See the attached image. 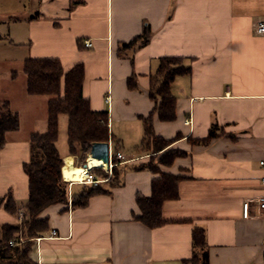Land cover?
Instances as JSON below:
<instances>
[{
    "label": "crops",
    "instance_id": "1",
    "mask_svg": "<svg viewBox=\"0 0 264 264\" xmlns=\"http://www.w3.org/2000/svg\"><path fill=\"white\" fill-rule=\"evenodd\" d=\"M13 1L0 0V7L7 8L0 24L15 23L20 8L23 22L9 32L27 43L5 42L0 60L24 65L29 58H54L64 72L82 63L83 96L92 110L108 112L110 149L116 142L124 157L119 160V185L105 184L107 192L91 197L86 207L55 205L44 212L50 229L35 239L33 259L38 264H193L199 252L193 231L202 228L206 264H264V211L259 206L264 198V35L255 32L264 21V0ZM147 30L146 44L122 47ZM86 41L92 46L86 47ZM163 57L185 58L191 72L177 77L171 87L177 118L162 122L155 117L153 126L167 140L179 135L170 148L186 154L164 170L183 178L177 197L162 205L165 223L150 228L137 219V197L151 196L157 175L139 169L150 155L137 147L144 136L142 118L155 106L150 79ZM133 75L136 88L129 87ZM11 77L39 105L30 109L45 106V114L35 121L33 116L23 119L14 90L0 88V100L9 102L20 119V129L7 134L0 153V227L19 222L1 200L11 193L20 207L27 201L23 165L31 157V134L47 129L50 100L27 93L23 70ZM213 124L224 134L209 145L188 141L206 138ZM27 125L30 131L23 135ZM61 154L64 163L75 159L68 148ZM80 191L71 189L70 197Z\"/></svg>",
    "mask_w": 264,
    "mask_h": 264
},
{
    "label": "trees",
    "instance_id": "2",
    "mask_svg": "<svg viewBox=\"0 0 264 264\" xmlns=\"http://www.w3.org/2000/svg\"><path fill=\"white\" fill-rule=\"evenodd\" d=\"M149 39L147 30L130 42L124 43L122 47L133 49L146 44ZM23 72L27 77L29 95L50 97L47 129L30 136L31 157L23 165L28 177V198L25 205L20 207L11 193L1 200L4 209L19 222L0 227V264H38L32 253L35 239L42 237L50 229L48 219L43 217L48 208L55 205L86 207L91 197L107 192L105 184L112 188L122 182L123 168L116 158V154L120 152L117 147L111 175L98 168L89 172L93 181H99L97 184L85 181L79 184L81 191L70 197L71 184L62 176L63 155L57 146L62 116L67 117L68 152L75 157L80 156L82 166L87 161L93 143L109 142L111 138L108 112L92 110L89 100L83 96L84 65L76 64L64 72L58 59L29 58L24 61ZM190 72V67L185 65V58L163 57L156 73L150 79L149 96L155 106L149 116L142 118L144 136L137 147L138 151L150 155L148 162L141 164L139 169H148L157 175L152 183L151 196L137 197L141 211L137 219L150 228L165 223L161 215L162 205L165 201L177 197L178 184L183 178L164 170L172 166L176 158L186 154L182 150L170 148L176 139H179V135L175 140L157 136L153 121L155 117L162 122H172L177 118V99L171 87L177 77ZM128 82L130 88H136L135 75L131 76ZM19 129V115L11 109L9 102L0 100V153L6 145L7 134ZM222 131L219 125L213 124L206 138L189 137L188 141L192 145L207 146L212 140L222 136ZM193 244L199 252L195 253L192 263L206 264L207 243L204 229H194Z\"/></svg>",
    "mask_w": 264,
    "mask_h": 264
},
{
    "label": "rangeland",
    "instance_id": "3",
    "mask_svg": "<svg viewBox=\"0 0 264 264\" xmlns=\"http://www.w3.org/2000/svg\"><path fill=\"white\" fill-rule=\"evenodd\" d=\"M13 4H15V0L13 1ZM18 11L19 12L16 13L17 17L13 18V19H16L15 23L9 22L8 23L9 26L5 22H1L0 24V55H1L2 48L5 42L6 44H8V42H11V41H15V43H19L20 41L23 42L22 40L17 41L16 40L17 38H13L15 37L14 34L9 32L10 30L12 31L11 27L14 28L16 24H18L19 22H23L22 20L23 12L22 10H20V8L18 9ZM5 12H7L6 6L0 7V17L4 16ZM10 36L12 37L13 40H11ZM23 43H27V42H23ZM18 47H21V46L18 45ZM22 70H23V64L19 61H1L0 60V88H2L3 92L4 91L9 92L10 90L13 89L14 90L13 93L15 94L14 103L15 105L19 106V112H20L21 117L23 119H29L28 117L32 118L33 116V119L35 121V120L41 119L43 113L45 114V106L43 107L44 110L41 107L36 111H33L30 109V107L34 105H38V104H33V101H31L30 99H27L28 97L26 96L25 90H23L21 81L14 82V80L11 77L12 72L22 73ZM23 97L25 98L23 99ZM36 125H37L36 129H38V131H41V126L38 123V121H36ZM60 126H61L60 127V138H59L57 146L59 148V151L63 152L68 148L67 146V117L66 116L61 117ZM29 131L30 130L27 125L25 129L22 131V134L23 135L28 134ZM116 147H117L116 142L113 145L111 144V148H112L111 150H112L113 155L116 152ZM126 149H127L125 150L127 151L125 152L126 154H128L129 156L133 155L131 148H126ZM74 163L77 166L83 167L82 166L83 163L81 162L80 156L75 157ZM108 168H102V169L104 170V172H106L105 170H107ZM81 182L82 183L78 182L77 185H74L72 189L77 188V187L81 188V185L79 184H83L85 181H81Z\"/></svg>",
    "mask_w": 264,
    "mask_h": 264
},
{
    "label": "bare ground",
    "instance_id": "4",
    "mask_svg": "<svg viewBox=\"0 0 264 264\" xmlns=\"http://www.w3.org/2000/svg\"><path fill=\"white\" fill-rule=\"evenodd\" d=\"M87 163V167L76 166L72 157L66 158L62 168L63 179L68 182H81L87 179V174L90 170L94 168H108L107 163L94 158H88Z\"/></svg>",
    "mask_w": 264,
    "mask_h": 264
},
{
    "label": "built area",
    "instance_id": "5",
    "mask_svg": "<svg viewBox=\"0 0 264 264\" xmlns=\"http://www.w3.org/2000/svg\"><path fill=\"white\" fill-rule=\"evenodd\" d=\"M255 32L257 34H259V35H264V21H260V22L257 23V25L255 26ZM85 46L86 47H91L92 46V43L90 41H86L85 42ZM113 156L114 155L112 154V151L110 149V165H109V169L106 170L109 173H111V169L113 167V163H112ZM116 158L118 160H123L124 159L123 155L120 152L116 154ZM261 164L264 165V161ZM86 181H88L90 183H93L94 182V184H97L99 182V181H93L92 176L90 178H88ZM249 205L250 204H249L248 201L244 203V215L246 217L249 216ZM259 206H260L261 210L264 211V198H261L259 200ZM55 234H56V232L54 231L53 232V235H55Z\"/></svg>",
    "mask_w": 264,
    "mask_h": 264
},
{
    "label": "water",
    "instance_id": "6",
    "mask_svg": "<svg viewBox=\"0 0 264 264\" xmlns=\"http://www.w3.org/2000/svg\"><path fill=\"white\" fill-rule=\"evenodd\" d=\"M98 160H102L107 165H110V144L109 142H95L92 144L89 157ZM88 163L84 164V167H87Z\"/></svg>",
    "mask_w": 264,
    "mask_h": 264
}]
</instances>
